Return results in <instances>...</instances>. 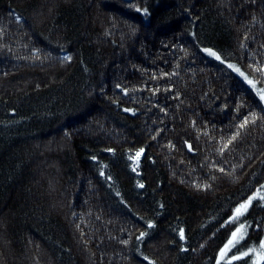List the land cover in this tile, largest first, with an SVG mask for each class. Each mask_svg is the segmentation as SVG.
<instances>
[{"label": "trees", "instance_id": "16d2710c", "mask_svg": "<svg viewBox=\"0 0 264 264\" xmlns=\"http://www.w3.org/2000/svg\"><path fill=\"white\" fill-rule=\"evenodd\" d=\"M262 89L264 0H0V264L259 251Z\"/></svg>", "mask_w": 264, "mask_h": 264}, {"label": "snow or ice", "instance_id": "6c2138e0", "mask_svg": "<svg viewBox=\"0 0 264 264\" xmlns=\"http://www.w3.org/2000/svg\"><path fill=\"white\" fill-rule=\"evenodd\" d=\"M209 55L214 56L216 59H220V56L212 51L211 49H205ZM67 59H71V57H67ZM229 67H234L233 65H229ZM237 72L240 70L237 68L235 69ZM241 76H244V73L240 72ZM246 80L248 79L246 76L244 77ZM248 83L251 84L253 87H255V83L251 80H248ZM261 93V99H264V89L260 90ZM247 118L245 119V123H247ZM244 125H241L243 127ZM143 149H141V152ZM137 156L140 155V153L136 154ZM143 187V185H140ZM255 197H250L249 200L243 204H241L237 209H235V215L230 218V222H235L239 219L240 216H242L248 209L249 205L251 204L252 200ZM260 199H264V196H261ZM149 227H152V225H149ZM246 231V226L244 224H241L238 228H236V231L232 233V238L228 240V242L224 245V247L220 250V258L221 260L226 256V254L233 248L236 244L239 243L240 240L244 239V233ZM144 233H141V237L144 236ZM181 239H183V231L180 233ZM249 253H254L257 256V259L254 261V264H260V261H264V240H261L259 243V251H257L256 248H249L247 252L241 253V255H233L230 260L228 261V264H232V261L240 260L243 257H246L249 255ZM147 259V258H145ZM217 264H220V261H217Z\"/></svg>", "mask_w": 264, "mask_h": 264}]
</instances>
